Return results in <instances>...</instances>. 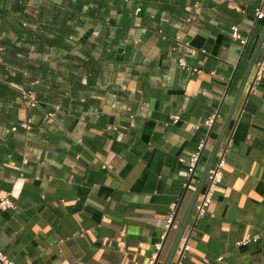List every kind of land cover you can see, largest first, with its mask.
Wrapping results in <instances>:
<instances>
[{
    "label": "crops",
    "instance_id": "crops-1",
    "mask_svg": "<svg viewBox=\"0 0 264 264\" xmlns=\"http://www.w3.org/2000/svg\"><path fill=\"white\" fill-rule=\"evenodd\" d=\"M260 3L0 0V42L28 50L0 53V72L21 77L0 98V197L12 192L14 202L0 209V252L15 264H152L172 206L181 224L231 116L211 166L224 151L222 177L205 215L193 210L182 264H264V76L255 82L256 62L239 95L264 30ZM37 21L39 39L23 41V28ZM234 24L246 45L232 37ZM181 59L203 72L191 74ZM20 62L38 72L25 78ZM35 77L33 108L19 86ZM213 114L212 127L204 125ZM178 229L167 234L162 264ZM247 234L258 238L241 243Z\"/></svg>",
    "mask_w": 264,
    "mask_h": 264
},
{
    "label": "built area",
    "instance_id": "built-area-1",
    "mask_svg": "<svg viewBox=\"0 0 264 264\" xmlns=\"http://www.w3.org/2000/svg\"><path fill=\"white\" fill-rule=\"evenodd\" d=\"M256 16L258 18H264V0H261L260 5L256 8L255 10ZM43 22L41 21H37V23L35 24V30H41L42 26H43ZM24 26H27V22L23 23ZM95 33H98V31H96ZM231 35L232 37L239 41L240 44L246 45L248 42V38L245 37L242 33H241V29L240 26L238 24H234L231 26ZM21 42V41H20ZM19 44V43H18ZM262 47H264V41H263V45ZM5 46L4 45H0V53L5 51ZM179 65L186 68L191 74H200L203 72V69L200 67H192L187 65V63L181 59L179 62ZM256 77H255V82H257L258 80L262 79V77L264 76V57L259 58L256 61ZM212 75H216V71L212 70L210 72ZM22 74L25 78H29L30 77V72L25 69L22 71ZM0 81L1 82H8L7 81V77L2 74L0 72ZM42 83V79L40 77H35L32 78L31 82L27 83L25 86H19V90L21 91L22 97L24 100H26L29 105L33 108L37 107L39 105V100L37 98V94H36V86L40 85ZM9 84H12L14 86L17 87V85L13 82H10ZM59 108V107H58ZM49 116H53L54 113L53 112H49L48 113ZM215 118H216V114H213L212 116H210L209 118H207L204 121V125L208 126V127H212V125L215 122ZM179 120V116L175 115L173 118L174 122H177ZM29 122L30 120L28 119H24L20 122V125L25 127V128H29ZM200 124H195L194 128H199ZM109 128H113V126H109ZM17 126L12 127V130H16ZM205 146V142L201 141L198 144V147L196 150H194L193 152L190 153L188 159H187V166H188V170H187V175L188 178H191L197 168V165L199 163L201 154H202V150L204 149ZM182 160V159H181ZM224 151L222 152V155L220 157H218L215 167L213 169H210L207 179H206V184H205V189L203 192H201L199 199L194 207V210L196 212V216L197 218L205 215L206 211L208 210V207L210 206V204L213 201V197H214V193L216 191V186L217 183L221 180L222 177V168L224 166ZM14 206V202L12 200V192L8 193L6 196H1L0 197V209L6 210L8 208H11ZM175 205L172 206V213L170 214L167 223H166V232L163 233L162 235V241L156 243L155 245V251L152 254V264H156V263H160L162 264V259L160 258V252L163 249V243L167 238V234L171 229H178L179 227V222L176 221L175 219ZM187 228V227H186ZM186 230V229H185ZM258 235L257 234H247V236L241 241V243H248L249 241L253 240V239H257ZM189 250V246H188V241H187V235H185V231L183 233V236L181 238L180 244L174 254L173 260L175 262V264H182V259L185 256L186 252ZM0 264H15L14 261L7 256L6 254L0 252ZM151 264V263H150Z\"/></svg>",
    "mask_w": 264,
    "mask_h": 264
},
{
    "label": "water",
    "instance_id": "water-1",
    "mask_svg": "<svg viewBox=\"0 0 264 264\" xmlns=\"http://www.w3.org/2000/svg\"><path fill=\"white\" fill-rule=\"evenodd\" d=\"M263 41H264V30H263V32H262V34H261V36H260V38L258 40V43L256 45V48H255V50L253 52V55L251 57V60L249 62V65L247 67V71H246V74H245V77H244V80H243V83H242V86H241L239 95L242 93L244 87L246 86V83L248 81V78L250 76V73H251V71L253 69V66L255 65V62H256L257 57L259 55V52H260V50L262 48ZM230 119H231V116H229V118L227 119V121H226V123L224 125V128L222 130V133L220 134V137L218 139V142H217V144H216V146H215V148L213 150V153H212V155L210 157L208 166L205 169V171L203 173V176L201 178V181H200L198 187L196 188V190H195V192L193 194V197H192V199H191V201L189 203V206H188V208L186 210V213L184 215V218L181 221V224L179 226V229L177 231V234L175 236V239H174V241H173V243H172V245L170 247V250L168 252V255L166 257V260L164 261V264H171L172 263L174 254H175V252H176V250H177V248H178V246L180 244V241H181V238L183 236V233H184L186 227L189 224V221H190L191 215L193 213L194 207H195V205H196V203H197V201L199 199V196H200V194L202 192V188L204 186L205 180H206V178L208 176V173H209V171L211 169L212 163H213V161H214V159L216 157V154H217L218 148L220 146L222 137H223V135H224V133H225L227 127H228V124L230 122Z\"/></svg>",
    "mask_w": 264,
    "mask_h": 264
},
{
    "label": "trees",
    "instance_id": "trees-1",
    "mask_svg": "<svg viewBox=\"0 0 264 264\" xmlns=\"http://www.w3.org/2000/svg\"><path fill=\"white\" fill-rule=\"evenodd\" d=\"M91 15V14H90ZM93 15V14H92ZM28 28V29H27ZM26 29L25 28H23V30L25 31V34H23L21 37L22 38H24V40L23 41H28V40H30L32 43H34V42H36L38 39H39V37H40V31L42 30V29H44V24H43V26H42V29L41 30H34L33 28L32 29H30L29 27H27ZM0 43H3L2 45H4L5 46V51L7 50V48L9 47V49H11V53H13V55H16L17 54V52L18 53H24V54H26L27 52H28V50H27V48H25V46H16L14 43H8L6 40H4V41H1ZM20 65H24L22 62H20L19 63ZM26 68H27V70L29 71V72H34V73H37L38 71H37V69H38V67L39 66H37L36 64H30V63H26L25 65H24ZM15 81V82H20V80H21V77L20 76H14V77H12L11 79H7V81L8 82H0V98L1 97H5V95H6V92H7V89L9 88V87H11L10 85H9V83L11 82V81Z\"/></svg>",
    "mask_w": 264,
    "mask_h": 264
}]
</instances>
